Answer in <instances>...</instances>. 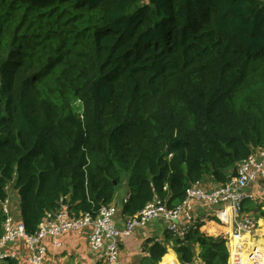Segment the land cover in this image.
Segmentation results:
<instances>
[{
    "label": "trees",
    "instance_id": "obj_1",
    "mask_svg": "<svg viewBox=\"0 0 264 264\" xmlns=\"http://www.w3.org/2000/svg\"><path fill=\"white\" fill-rule=\"evenodd\" d=\"M261 148L263 0H0V201L13 184L27 234L62 197L75 217L124 187L123 216L177 207ZM222 230H165L150 262L173 243L181 262L227 264Z\"/></svg>",
    "mask_w": 264,
    "mask_h": 264
},
{
    "label": "built area",
    "instance_id": "obj_2",
    "mask_svg": "<svg viewBox=\"0 0 264 264\" xmlns=\"http://www.w3.org/2000/svg\"><path fill=\"white\" fill-rule=\"evenodd\" d=\"M264 184V148L244 159L238 167V175L226 184L206 178L193 184L187 190L185 200L177 207L170 208L156 199L134 216L122 214L123 204L115 202L103 205L93 215L85 213L75 217L71 213L69 200L62 197L58 206L48 211L35 234L26 232L21 216V203L15 202L16 209L9 207L8 197L2 202L6 215L3 234L0 236V262L19 253L14 249L19 240L26 245V256L32 264H52L48 261L46 240L59 244L65 232L85 233L90 250L97 256L96 264H121L120 245L138 228L154 221L164 222V228L182 237L199 222L213 221L224 224L221 239L229 251L227 264H264V246L251 242L258 230V223L245 211V202L256 199L254 186ZM127 201V198L124 199ZM161 264H206L201 259L192 262L172 261Z\"/></svg>",
    "mask_w": 264,
    "mask_h": 264
},
{
    "label": "crops",
    "instance_id": "obj_3",
    "mask_svg": "<svg viewBox=\"0 0 264 264\" xmlns=\"http://www.w3.org/2000/svg\"><path fill=\"white\" fill-rule=\"evenodd\" d=\"M254 187L256 199L250 200H253L254 204L261 206L262 210H264V197L258 196L260 189H264V184ZM7 191L8 198L11 200L8 205L12 211H14V209H16L15 202L19 200L18 192L11 183H9ZM125 198H128L127 187L120 190L118 202L124 205ZM1 209L2 202L0 201V210ZM246 212L253 216L259 226L257 232L251 237V242L264 246V215L261 214L260 211H257V213ZM165 230L164 222L162 221H154L147 226L138 228L130 237L121 242V264H151L149 248L156 241L164 242ZM46 246L48 261L52 264H96L97 261V256L90 250L88 238L85 233L65 232L60 237L59 244H55L52 239H47ZM14 249L19 254L17 256H10L9 258L15 261H7V259H9L7 258L1 261L0 264H32L25 254L26 245L23 240H19L17 244H15ZM199 251V245H196V253L198 254ZM167 254H169L171 262L174 260L181 262L174 250L173 243L168 244ZM163 258L155 264L164 262Z\"/></svg>",
    "mask_w": 264,
    "mask_h": 264
},
{
    "label": "rangeland",
    "instance_id": "obj_4",
    "mask_svg": "<svg viewBox=\"0 0 264 264\" xmlns=\"http://www.w3.org/2000/svg\"><path fill=\"white\" fill-rule=\"evenodd\" d=\"M258 196L264 197V189H260Z\"/></svg>",
    "mask_w": 264,
    "mask_h": 264
}]
</instances>
